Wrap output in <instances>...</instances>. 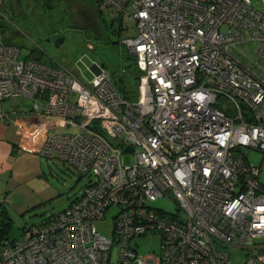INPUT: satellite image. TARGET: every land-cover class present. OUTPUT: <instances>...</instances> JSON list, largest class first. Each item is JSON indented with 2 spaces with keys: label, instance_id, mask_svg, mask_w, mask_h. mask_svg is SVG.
<instances>
[{
  "label": "built area",
  "instance_id": "obj_1",
  "mask_svg": "<svg viewBox=\"0 0 264 264\" xmlns=\"http://www.w3.org/2000/svg\"><path fill=\"white\" fill-rule=\"evenodd\" d=\"M92 1L132 29L120 43L139 71L135 97L98 62L86 81L63 65L21 58L0 27V99L32 101L24 147L94 176L39 227L3 238L0 264H234L228 245L246 264H264V183L240 150L264 154V6ZM124 152L135 153L132 163ZM158 198L178 208L153 206ZM111 206L107 237L94 222ZM148 233L160 235V247L142 255L135 239Z\"/></svg>",
  "mask_w": 264,
  "mask_h": 264
},
{
  "label": "rangeland",
  "instance_id": "obj_2",
  "mask_svg": "<svg viewBox=\"0 0 264 264\" xmlns=\"http://www.w3.org/2000/svg\"><path fill=\"white\" fill-rule=\"evenodd\" d=\"M17 1L19 6H17ZM73 0H0V27L7 42L20 49L21 58H34L45 64H60L67 67L79 78H91L89 67L95 61L102 64L116 82L121 78L125 86L133 90L135 83L130 73L128 52L120 43L112 44L113 40L132 34V29H121L112 20L107 11H102L101 19L107 29L106 39L96 44H87L83 35L66 27L68 22L67 6ZM95 9L91 0H83ZM255 7L264 6L260 0H251ZM67 28L64 41L56 46L53 40H48L49 33ZM225 28H222L224 30ZM30 108L32 101L26 98L3 99L5 109L13 104ZM74 127H55L56 133H76ZM247 160L260 168L259 179L264 183V158L262 152L251 149H240ZM124 161L132 163L135 153L124 152ZM94 180V176H80L77 169L59 158L40 156L37 153H21L14 170L1 175L0 179V232L8 237L18 238L25 228H37L51 212L62 210L73 200L80 197L84 188ZM167 212H175L178 208L173 198H158L151 203ZM117 206L107 209L105 218L96 220L98 231L111 237L114 215ZM137 250L140 254L158 252L161 238L159 234L148 233L137 237ZM134 242V241H133ZM227 250L234 264H246V255L235 247L228 245ZM116 249H113L115 258Z\"/></svg>",
  "mask_w": 264,
  "mask_h": 264
},
{
  "label": "crops",
  "instance_id": "obj_3",
  "mask_svg": "<svg viewBox=\"0 0 264 264\" xmlns=\"http://www.w3.org/2000/svg\"><path fill=\"white\" fill-rule=\"evenodd\" d=\"M31 121L33 117L28 108L14 103L12 108L5 109L0 99V179L14 170L21 153H34L23 145L24 133Z\"/></svg>",
  "mask_w": 264,
  "mask_h": 264
},
{
  "label": "flooded vegetation",
  "instance_id": "obj_4",
  "mask_svg": "<svg viewBox=\"0 0 264 264\" xmlns=\"http://www.w3.org/2000/svg\"><path fill=\"white\" fill-rule=\"evenodd\" d=\"M46 1L52 2L55 0ZM19 5L17 1V6L20 7ZM100 13L101 12L97 11V9L90 8L83 0H73L69 2L67 6L68 22H66L65 25L67 28L80 32L87 44H96L101 39H106L107 36V29L102 22ZM75 24L81 27H75ZM67 28L54 30L52 33H49L48 40H53L56 46L60 45L66 38ZM62 39L63 41L59 43ZM57 43L59 44L57 45ZM112 44H120V39L117 38V40H113Z\"/></svg>",
  "mask_w": 264,
  "mask_h": 264
},
{
  "label": "trees",
  "instance_id": "obj_5",
  "mask_svg": "<svg viewBox=\"0 0 264 264\" xmlns=\"http://www.w3.org/2000/svg\"><path fill=\"white\" fill-rule=\"evenodd\" d=\"M127 58H128V64H127V66L129 68L130 73L133 75V80H134V83H135V88L133 90L128 89L125 86V84H124L123 78H121L119 82H116V84H117L120 92L125 97L132 98V97H135V95H136V87H137V82H138L139 71L136 68L135 61H134L133 56H131L130 54H128L127 55ZM5 237H8V236H6L5 234H3V232H0V240H2Z\"/></svg>",
  "mask_w": 264,
  "mask_h": 264
},
{
  "label": "water",
  "instance_id": "obj_6",
  "mask_svg": "<svg viewBox=\"0 0 264 264\" xmlns=\"http://www.w3.org/2000/svg\"><path fill=\"white\" fill-rule=\"evenodd\" d=\"M74 26H75V27H81L80 25H77V24H75ZM62 41H63V39H62L59 43H61ZM59 43H57V45H58ZM124 150H131V147H130V146H126V147L124 148Z\"/></svg>",
  "mask_w": 264,
  "mask_h": 264
}]
</instances>
